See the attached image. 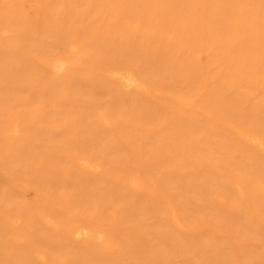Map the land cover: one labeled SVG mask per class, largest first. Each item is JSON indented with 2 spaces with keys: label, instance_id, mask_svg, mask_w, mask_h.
<instances>
[{
  "label": "rangeland",
  "instance_id": "obj_1",
  "mask_svg": "<svg viewBox=\"0 0 264 264\" xmlns=\"http://www.w3.org/2000/svg\"><path fill=\"white\" fill-rule=\"evenodd\" d=\"M0 264H264V0H0Z\"/></svg>",
  "mask_w": 264,
  "mask_h": 264
},
{
  "label": "bare ground",
  "instance_id": "obj_2",
  "mask_svg": "<svg viewBox=\"0 0 264 264\" xmlns=\"http://www.w3.org/2000/svg\"><path fill=\"white\" fill-rule=\"evenodd\" d=\"M73 48L71 47V50H72ZM65 66H66V64H65V61H63V60H60V61H58V62H56L52 67H53V69L55 70V71H62L63 70V68H65ZM65 70V69H64ZM65 73V72H64ZM131 80V81H130ZM125 79V84L127 85H135V82L132 80V79ZM81 236V235H80Z\"/></svg>",
  "mask_w": 264,
  "mask_h": 264
}]
</instances>
